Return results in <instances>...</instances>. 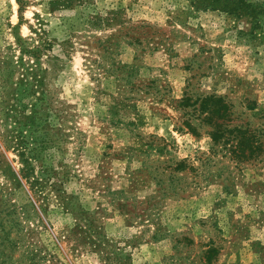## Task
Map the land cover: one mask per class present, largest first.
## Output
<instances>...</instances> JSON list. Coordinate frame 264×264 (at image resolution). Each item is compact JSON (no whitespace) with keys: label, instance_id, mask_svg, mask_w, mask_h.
Returning <instances> with one entry per match:
<instances>
[{"label":"rangeland","instance_id":"obj_1","mask_svg":"<svg viewBox=\"0 0 264 264\" xmlns=\"http://www.w3.org/2000/svg\"><path fill=\"white\" fill-rule=\"evenodd\" d=\"M0 264H264V0H0Z\"/></svg>","mask_w":264,"mask_h":264}]
</instances>
